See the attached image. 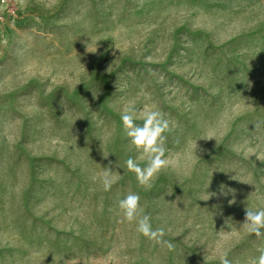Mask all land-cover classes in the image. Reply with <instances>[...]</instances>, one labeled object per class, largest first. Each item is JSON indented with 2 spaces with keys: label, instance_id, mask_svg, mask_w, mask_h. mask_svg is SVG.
<instances>
[{
  "label": "rangeland",
  "instance_id": "1",
  "mask_svg": "<svg viewBox=\"0 0 264 264\" xmlns=\"http://www.w3.org/2000/svg\"><path fill=\"white\" fill-rule=\"evenodd\" d=\"M128 105L169 121L151 188L125 165ZM129 193L172 250L123 220ZM247 208L264 209V0H0V264H250Z\"/></svg>",
  "mask_w": 264,
  "mask_h": 264
},
{
  "label": "clouds",
  "instance_id": "2",
  "mask_svg": "<svg viewBox=\"0 0 264 264\" xmlns=\"http://www.w3.org/2000/svg\"><path fill=\"white\" fill-rule=\"evenodd\" d=\"M120 118L130 148L138 153L136 158L129 157L125 161L126 168L135 173L137 182L141 187L151 188L152 182L168 166L165 133L170 131L169 121L158 109L145 110L138 114V110L133 105L126 106L121 111ZM138 119H141L142 123L138 124ZM139 161L144 162L143 167L140 166ZM99 179L104 191H110L115 183L110 168H105ZM234 202V200L230 201V203ZM118 208L122 213L123 220L130 224L134 223L139 234L157 244L165 245L169 250L174 248V245L164 240V228L153 229L151 216L145 213L138 194L129 193L126 195L118 202ZM242 227L248 235H255L257 238L264 237V209L252 210L247 208ZM258 251L259 256L252 259L250 264H264V248ZM220 264H231L227 254L220 257Z\"/></svg>",
  "mask_w": 264,
  "mask_h": 264
}]
</instances>
